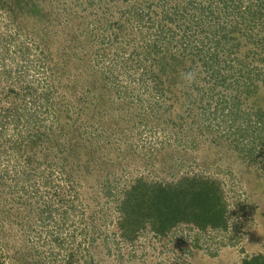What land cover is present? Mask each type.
Masks as SVG:
<instances>
[{
    "label": "rangeland",
    "instance_id": "374dc122",
    "mask_svg": "<svg viewBox=\"0 0 264 264\" xmlns=\"http://www.w3.org/2000/svg\"><path fill=\"white\" fill-rule=\"evenodd\" d=\"M157 1L0 0V264H243L264 255V132L256 128L264 112L250 124L204 117L209 75L184 79L174 98L149 84L161 52L165 66L203 38V23L220 30L251 12L258 18L230 35L239 39L231 56L219 53V92L234 96L249 79L264 103V0H243L241 10L186 0L190 16L182 28L173 23L172 39L161 37L159 20L184 1ZM67 148L77 152L69 162ZM186 174L221 184L226 229L182 223L165 235L152 227L123 235L120 203L138 179Z\"/></svg>",
    "mask_w": 264,
    "mask_h": 264
},
{
    "label": "trees",
    "instance_id": "16d2710c",
    "mask_svg": "<svg viewBox=\"0 0 264 264\" xmlns=\"http://www.w3.org/2000/svg\"><path fill=\"white\" fill-rule=\"evenodd\" d=\"M31 1L33 2V0ZM159 1L153 5L154 8L155 6H159ZM183 1L184 8H177L178 11L175 13L168 11L166 15H161L160 23L162 25H166L167 23L169 26L166 25L161 28L160 23L157 21L160 26L158 28L160 29L161 37L164 36L172 39L173 35L170 30L174 29L173 23H177L182 28L186 19L190 16L186 13L189 9V4L186 0ZM222 1H226V4L236 3V5L232 6L233 10H241L243 4V0ZM3 4L1 7H3ZM13 4H16V1H10L9 8ZM25 5L31 6V3L29 5L25 3ZM16 6H20L24 10L20 3H17ZM163 11L166 13L165 7ZM242 17L245 19L244 21L239 20L227 25L219 24L218 28L220 30L217 27H210L203 23V27L199 29V33L203 34V38L191 46L192 50L188 52L186 48L183 51H179L178 48L177 53H174L175 55L177 54L174 62L165 64L171 74L168 71L166 72V67L162 65L164 59H168L165 53L159 50L153 51L155 48L148 49V53L154 52V54H158L161 52L162 54L161 57L155 59V62L158 63L157 66L154 65L153 70H151L152 68L150 69V79L154 81L153 83H149L151 89H157L162 95H171L174 98L178 96L179 92L177 91L179 90V86L183 84L185 74H193L194 79L191 81V84L196 83L201 78L200 74L209 75L206 81V85H208H205V88L202 90L201 114L207 119L217 116H221L222 118L229 117L233 122L246 119V124H250L252 122L250 118L253 114L264 112V103L259 99H263V96H257L259 87L253 84L251 80L245 79L243 81L245 85H241V88L237 87V93H234V96L231 95L229 97L219 92L221 91L219 88L224 87V80L220 77L222 76L221 74H224V68H221L224 61L220 59L219 53L222 52L221 50L224 51L227 48L231 56L233 53L231 49L232 47H238L239 39L234 36L233 41H231L230 35L240 32L238 27L241 23H246L248 19L258 18L255 13L251 12L242 14ZM217 32L220 34L217 35ZM210 33L215 34L211 39L209 37ZM29 48L24 47L27 51H29ZM152 56L155 55L152 54ZM210 83H212V86ZM210 93H213L211 98L209 96ZM243 93L246 95L241 99ZM260 118L262 125H257L256 128L264 132V118L259 114L258 120ZM256 123L258 124V121H255ZM249 135V138H251L254 134L251 133ZM42 138V131L33 134L30 141L31 145L33 146V141H36L37 144L38 140ZM52 138L50 136L49 140H52ZM253 139L255 141V138ZM258 139V136H256V140ZM56 145L58 143L54 140L48 152L52 154L56 149ZM64 147H66V144H63L59 149L61 148L60 150L62 151ZM69 148L63 151V153L61 152L65 162L72 161L74 153H77L75 150ZM32 151L33 149L30 152ZM119 211L121 214L119 227L122 229L124 236L133 235L140 228L148 227H152L158 234L165 235L182 223L192 224L201 231L208 229L223 230L228 226L227 203L221 184L210 177L201 175L190 176L186 174L173 183L150 182L140 178L125 192V197L120 203ZM243 264H264V255L259 254L245 259Z\"/></svg>",
    "mask_w": 264,
    "mask_h": 264
},
{
    "label": "clouds",
    "instance_id": "9594fccd",
    "mask_svg": "<svg viewBox=\"0 0 264 264\" xmlns=\"http://www.w3.org/2000/svg\"><path fill=\"white\" fill-rule=\"evenodd\" d=\"M184 79L187 80L188 82H191L194 79V76L192 73H187L184 75Z\"/></svg>",
    "mask_w": 264,
    "mask_h": 264
}]
</instances>
